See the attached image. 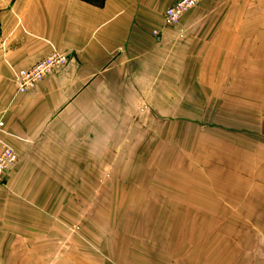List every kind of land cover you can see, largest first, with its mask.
Instances as JSON below:
<instances>
[{
    "label": "crops",
    "instance_id": "0c3cea01",
    "mask_svg": "<svg viewBox=\"0 0 264 264\" xmlns=\"http://www.w3.org/2000/svg\"><path fill=\"white\" fill-rule=\"evenodd\" d=\"M179 1L0 0L2 139L20 159L0 184V264H264V228L247 226L248 184L206 181L169 197L129 192L145 211L90 215L94 232L79 250L61 229L42 228L40 196L21 191L72 188L67 176L42 183L20 174L82 171L73 157H104L110 126H128L120 140H135L131 126L144 123L138 109L183 107L185 92H201L202 77L218 75L202 65L186 72L185 62L229 59L237 37L248 44V22L237 15L247 0H203L168 27L164 13ZM257 9L264 13V0ZM256 43L264 45L263 33ZM53 50L68 63L20 94L14 72ZM121 149L113 155H126ZM256 188L254 213L264 221V184Z\"/></svg>",
    "mask_w": 264,
    "mask_h": 264
},
{
    "label": "rangeland",
    "instance_id": "374dc122",
    "mask_svg": "<svg viewBox=\"0 0 264 264\" xmlns=\"http://www.w3.org/2000/svg\"><path fill=\"white\" fill-rule=\"evenodd\" d=\"M247 1V10L237 15L248 22V29L242 30L248 33V44L245 36L237 37L229 59L185 62L186 72L202 65L218 75L202 77L201 92H185L184 103H179L183 107L154 109V114L138 109L144 123L131 126L135 140H120L128 126L106 127L110 133H106L104 157H73L74 166L82 171L20 174L26 182L64 180V176L72 181V188L66 189H21L25 196H40L42 228L61 229L79 250L90 244L84 234L94 232L86 220L90 215L145 211L146 205L129 203V192L169 197L178 195L182 186L206 181L217 186L248 184L252 218L247 226L254 231L264 228V221L254 213L260 199L256 187L264 184V45L256 43L258 32L264 36V30L257 28L264 13L258 12L257 0ZM192 79L187 75L184 80L187 84ZM159 112L163 119L157 117ZM117 149L126 155L114 156Z\"/></svg>",
    "mask_w": 264,
    "mask_h": 264
},
{
    "label": "built area",
    "instance_id": "2783aa9c",
    "mask_svg": "<svg viewBox=\"0 0 264 264\" xmlns=\"http://www.w3.org/2000/svg\"><path fill=\"white\" fill-rule=\"evenodd\" d=\"M203 0H180L164 13L166 26L175 27L180 24L182 18L196 8ZM154 35H158L155 33ZM68 63V57L53 50L52 53L43 60L36 63L29 69H21L14 72L13 80L17 91L25 94L34 89L55 69L63 67ZM5 133V124L0 121V184L4 182L6 176L19 164V157L14 148L2 139Z\"/></svg>",
    "mask_w": 264,
    "mask_h": 264
}]
</instances>
